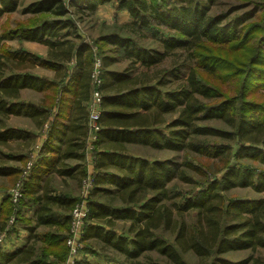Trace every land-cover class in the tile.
<instances>
[{"label":"trees","instance_id":"16d2710c","mask_svg":"<svg viewBox=\"0 0 264 264\" xmlns=\"http://www.w3.org/2000/svg\"><path fill=\"white\" fill-rule=\"evenodd\" d=\"M213 2L40 0L23 7L22 14L53 18L22 31L27 39L47 48V58L23 49L0 51V146L30 136L26 130L6 127L10 117H27L44 136L40 135L36 157L20 181L24 195L17 205L28 208L35 203L31 216L35 226L24 227L29 242L14 252H4L0 246V264H60L68 254L64 242L69 213L78 199L56 194L44 178L55 173L79 182L86 176L81 162L89 137L94 47L103 43L110 45L113 55L100 57V130L93 144L96 171L91 175L93 189L82 238L97 248L86 246L84 251L100 257L105 255L103 248L109 249L130 262L121 264H161L146 255L151 252L172 264H184L180 253L185 252L209 260L207 264H264L260 256L238 263L222 257L228 250L264 249V106L247 100L255 90L250 86L254 75L263 78L259 88L264 89V0H245L225 13L210 15ZM101 4L128 13L131 21L120 29H127L132 37L114 32L93 45L81 40L70 10L92 14ZM19 6L17 0H0V18ZM149 39L150 45H145ZM203 44L225 46L231 54L242 52V57L255 48L245 70H233L232 76L241 79L235 96L224 98L202 81L199 72L211 77L230 75L228 71L217 75L220 61L212 56L196 61ZM181 50L193 64L186 65L185 59L149 76L171 53ZM120 58L128 60L129 67L108 70ZM35 65L51 70L55 80L37 78L30 72ZM168 77L179 84L164 90ZM27 88L47 90L50 95L40 105L26 103L19 96ZM211 121L225 129L205 124ZM129 145L183 152L195 163L184 160L177 166L168 159L151 161L129 154ZM68 161L78 163L73 166ZM21 174L14 167L0 166L1 176L17 179ZM174 181L189 184L190 189L184 192ZM235 188H249L260 198H226L224 194ZM2 201L0 220H7L11 209H4L13 204ZM190 212L195 217L188 224L183 217ZM228 219L233 221L227 223ZM118 221L128 222L126 231H118ZM37 227L58 228L59 233L30 236ZM35 238L46 249L39 251L30 241ZM76 264L102 263L83 258Z\"/></svg>","mask_w":264,"mask_h":264},{"label":"rangeland","instance_id":"374dc122","mask_svg":"<svg viewBox=\"0 0 264 264\" xmlns=\"http://www.w3.org/2000/svg\"><path fill=\"white\" fill-rule=\"evenodd\" d=\"M17 1L20 5L18 9L13 13L4 14L0 18V51L4 52L7 50L12 51L17 49H23L31 54H34L40 59H46L47 51H48L47 48L41 43L33 42L27 39L22 31L29 30L31 28L33 29L37 25H42L43 22L53 18L51 16L44 14L25 15L21 13L23 7L27 6L32 2H36L40 0H17ZM63 1L67 3L72 2V0H63ZM243 1L245 0H214L212 5L210 6L209 14L214 15L220 12L225 13L230 7H232L235 4H239L238 2H243ZM253 1H258V0H253ZM172 2H174L175 4L176 2L180 4V0H172ZM70 11L72 13L69 15H71V20L74 23L75 32L80 36L83 42L88 43L89 45H93L94 41H96L98 38L109 35L114 32L122 36L132 37V35L129 34L127 29L124 28L120 29L121 26L130 23L131 19L128 13L125 11L117 12L112 4H101L92 14L87 12V10L82 12H75L73 10ZM150 42L151 39L147 40V43H145V45H150L149 44ZM97 47L98 49L94 47V49L97 50L96 52L97 58L95 59V61L100 60L101 62L100 57L103 55V53L109 56L113 55L111 52L110 45L103 43V44H98ZM251 50L252 52H249L245 54L244 57H242V52H238L237 54H231L230 52H228L225 46H211L208 44H203L202 49H199V51L197 52L196 61L200 62L201 60L200 56H212V59H216L220 61L219 63L220 69L217 75H219L220 73L221 74L225 73L223 71H228L230 75L227 77H221V76L211 77L199 72L202 81L207 85L211 86L212 88L222 92L224 98L235 96L237 94L238 84L241 79L239 77L235 78L234 76H232L233 70L234 69H242L241 71L245 70L247 64L250 61V58L253 55L252 53L254 52L255 48L252 47ZM184 60L186 65L188 64L190 65L191 63L193 64L192 60L189 61L186 51L181 50V51L173 52L170 54L168 59H166L161 65L158 66L159 68H157V70H154L153 72L150 71L149 76H155L154 73L159 69L174 68ZM95 61L92 67V71L94 70ZM127 67H129L128 60L120 58L117 59L112 65H110L108 70L124 71ZM101 71H102V67L100 65V74L98 76V79L100 78ZM30 72L36 75L37 78L42 79V81L55 80V75L51 70L45 69L39 65L33 66V70ZM148 79L151 80L152 78H148ZM167 79L168 82L166 81V83L162 87L164 90L172 89L173 87H175V85L177 86L179 84V82L174 81L173 78L168 77ZM262 80L263 78H261L259 75H254L252 77L250 86L255 90L253 91V93L249 94L247 98L248 101H253L260 106H264V89L259 88V83ZM91 86L92 87L95 86L93 81H91ZM48 95H50V93L47 90L35 91L33 89L27 88L21 91L19 99L25 101L26 103H31L37 106L40 105L41 102H43V100H46L45 97ZM65 121L66 120H64V123ZM205 124L213 128L225 129V127L222 126L219 122L211 121ZM205 124H201V125H205ZM6 125H7L6 127L19 128L22 130H26L28 133H30V136L28 138L21 140H12L8 142L7 145L0 146V166L14 167L22 171V174L17 179H15V177L9 179L7 176L0 175V208H4V206L2 205L3 199H8L11 202V204H13L11 207L9 204V206L4 209V211H7L8 208L11 209L10 213L8 214L9 218L7 220H3V219L0 220V246L1 249L4 250V252L11 253L29 242L28 240L29 233L24 227H27V225H29L33 228L35 226V223L33 222L34 218L32 220L31 216H32L33 208L36 206L34 205L35 203L34 204L30 203L28 208L17 206L19 201L13 203L11 194L15 190H17V188H19L18 190L21 193V198H23L24 194L20 190V185H21L20 181L22 182V178L25 176V173L29 171L30 165L33 159L36 157L37 150L40 146L39 141L41 137L44 135H42V130L40 128L39 129L37 128V124L25 116L10 117L9 120H7L6 122ZM44 129H46V124L43 125V130ZM96 139H97V135H96ZM96 139L93 140L92 137H89V139H87L86 148L84 150L85 152L84 162H81L83 163V166L86 168V176L81 181L77 182L76 180H73L71 178L70 179L62 178L56 175L55 173H51L46 178H44V182L48 181L49 188L52 189L56 194H67L71 197L78 199L79 202L82 199L83 194H85L86 208L88 210L89 208L87 202L91 199V192L93 189V184L91 182L92 181L91 175L96 171L95 168L96 157H94L93 155V152L95 151L93 144L96 141ZM127 151L131 155L144 157L150 159L151 161L168 159L172 163H175V165L177 166H180V164H182L184 160L193 161L195 163V160L192 156L186 157L185 154H183V152L154 151L137 145H129ZM16 157H23V159L16 160ZM66 163L68 165L74 166L78 162L68 161ZM179 169L183 170L184 168L180 167ZM84 182H87L86 187L83 186ZM173 183H177L179 188L184 192L190 189L189 184L180 181H176V182L174 181ZM224 195L226 198H236L240 200H256L260 198L259 194L253 192L249 188L246 189L235 188L225 193ZM92 197L94 198L95 195L94 196L92 195ZM26 198L30 199L27 196ZM106 199L104 197L102 198L103 201H106ZM167 204L169 203L167 202ZM194 214H195L194 212L186 213L183 218L189 224L194 219L195 217ZM25 220H29V224H26ZM85 221L86 219L84 220V223ZM231 221H233V219H228L227 223H230ZM127 226H128V222L118 221L116 224V228L118 229V231L119 230L126 231ZM48 231H56V233H59L58 228L52 229V228L37 227L34 228V231H32V234H30V236L35 237V235L37 236V235H42L44 233H48ZM82 238L83 236L80 238L81 247L77 251L76 260H73L71 262V260H69L68 257L69 253H68L64 261L60 264H76L80 259L83 258L91 259L92 261H98L102 264H121L123 262L130 263L124 261V258L122 256L109 249L103 248L102 252H104L105 255H101L100 257L94 256L88 253L86 250L84 251V247L86 246H94L97 248V245H95L94 242H86V243L82 242ZM167 240L172 241L169 236H167ZM30 241L31 242L35 241L36 247L38 248L39 251L41 248L45 247L40 241H38V238H35L34 240L32 239ZM64 245L67 249L66 241L64 242ZM49 250L51 251L50 248ZM146 255L151 257L153 260L160 262L161 264H172L171 262H168L164 257L158 256L156 253L151 252V253H147ZM249 256L253 258H257L260 256L264 259V249L256 248V250H254L253 252H251L249 249L228 250L222 255V257H224L226 260L230 261L231 263H238L240 261L246 260ZM102 257L105 258L103 259ZM180 257H181V261L184 264H207L209 262V260L204 261L197 258L191 252L180 253ZM142 261L144 260L142 259Z\"/></svg>","mask_w":264,"mask_h":264},{"label":"built area","instance_id":"2783aa9c","mask_svg":"<svg viewBox=\"0 0 264 264\" xmlns=\"http://www.w3.org/2000/svg\"><path fill=\"white\" fill-rule=\"evenodd\" d=\"M100 60L95 61L94 70L91 74V81L94 83V91L91 95V99L88 103V127H89V137H92L93 140L96 139V135L100 130L99 125V116H100V102H101V92L99 90L100 81L98 76L100 74ZM88 137V139H89ZM92 179V176H91ZM92 182V181H91ZM87 182L83 183V186L86 187ZM15 190L12 194L13 203L18 202L21 199V193L18 190ZM86 195L83 194L80 202L76 203L70 212V224H69V234L66 239L67 249H68V257L71 262L76 260L77 251L80 249V238L83 236L84 229V220L87 217L88 209L86 208ZM78 241V243H77Z\"/></svg>","mask_w":264,"mask_h":264},{"label":"crops","instance_id":"0c3cea01","mask_svg":"<svg viewBox=\"0 0 264 264\" xmlns=\"http://www.w3.org/2000/svg\"><path fill=\"white\" fill-rule=\"evenodd\" d=\"M61 148H62V146H61Z\"/></svg>","mask_w":264,"mask_h":264}]
</instances>
